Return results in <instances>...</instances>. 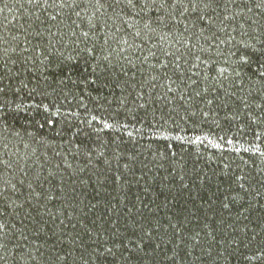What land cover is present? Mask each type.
I'll use <instances>...</instances> for the list:
<instances>
[{
	"label": "trees",
	"instance_id": "16d2710c",
	"mask_svg": "<svg viewBox=\"0 0 264 264\" xmlns=\"http://www.w3.org/2000/svg\"><path fill=\"white\" fill-rule=\"evenodd\" d=\"M37 14L0 0V264H264V86L245 75L241 88L231 44L200 54L215 70L182 64L197 66L180 100L107 52L38 59L25 43ZM242 15L264 40V12ZM241 22L220 38L261 47Z\"/></svg>",
	"mask_w": 264,
	"mask_h": 264
},
{
	"label": "snow or ice",
	"instance_id": "6c2138e0",
	"mask_svg": "<svg viewBox=\"0 0 264 264\" xmlns=\"http://www.w3.org/2000/svg\"><path fill=\"white\" fill-rule=\"evenodd\" d=\"M26 3L39 13L35 16L37 26L33 28L37 42L35 45H32L31 41L25 42L38 59L43 56L47 60L55 53L63 55L61 49L68 48L76 51L77 55L87 53L89 58L98 52H107V55L97 58L111 63L110 57L115 55L118 61L123 60L132 68H136V62H139L141 67L137 71L142 74L149 73L140 84L141 88L148 84L156 88V82L163 78V83L159 86L166 87L168 92H178V98L185 100L184 92L188 89L179 91L181 85L177 81L187 78L190 85H195L196 80H192L191 76L186 77L185 72H192L197 65L192 63L191 67L182 70V64L189 65L193 59L201 61L200 54L210 51L213 47L219 49L221 44L229 43V54L235 57L229 67L241 80V88L245 75L249 76V79L251 76H257L264 86V40L249 33L244 25L251 27L248 23L251 17L244 19L242 15L245 9L252 12L253 7L264 12V0H26ZM82 3L95 9L92 15L82 16L81 11L84 9L76 11ZM249 4L253 7H248ZM230 6H235L238 11L229 13ZM238 17L242 21L239 24L243 29L242 37L255 39L261 47L257 48L255 44L243 38L237 41L231 33L227 34L224 40L220 38L229 27H232V32L236 31ZM165 42L171 46L170 50L165 46ZM23 51H27V48ZM255 52L260 53L261 60L257 61V70L249 74L244 70L251 67L252 53ZM150 58L155 59L156 63H150ZM201 62L211 63L212 70L217 67V63L211 59ZM143 65H148V68L145 69ZM156 69L160 70L159 74H151ZM121 70L127 75L126 69ZM226 71L227 69L220 68L218 75L224 76ZM136 74L134 71L133 77ZM195 75L199 76V73ZM172 85L176 87L173 88ZM3 91L0 88V92ZM195 95L200 96L201 93L195 92ZM48 123L53 121L49 120ZM105 127L110 128L111 125L105 124ZM4 227L5 225L0 223V232H3ZM3 247L0 243V248Z\"/></svg>",
	"mask_w": 264,
	"mask_h": 264
}]
</instances>
